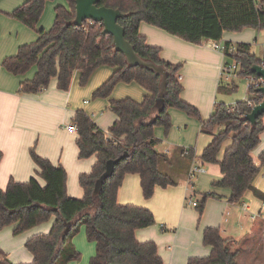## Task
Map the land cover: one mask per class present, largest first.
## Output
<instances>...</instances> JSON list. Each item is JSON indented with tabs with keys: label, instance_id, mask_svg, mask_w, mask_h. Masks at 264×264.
<instances>
[{
	"label": "trees",
	"instance_id": "trees-1",
	"mask_svg": "<svg viewBox=\"0 0 264 264\" xmlns=\"http://www.w3.org/2000/svg\"><path fill=\"white\" fill-rule=\"evenodd\" d=\"M50 0H26L8 16L33 29L38 40L19 48L17 54L3 60L5 70L15 76H23L33 68L37 72L32 80L23 81L20 94L36 95L47 89L54 79L62 91H69L76 72L81 74L80 85L86 86L92 74L100 67L114 68L113 76L94 93L95 98H108L119 83L136 82L149 92L143 102L131 99L113 101L112 111L118 119L106 134L86 114L77 111L72 124L77 126L79 158L96 157L91 173L79 178L84 191L82 199L72 198L67 191V172L63 167L31 151L38 167V175L45 182L42 186L36 178L26 183L11 180L7 189H0V228L17 224L19 235L41 224H54L48 235H39L26 243L34 256L31 264H68L80 261L81 254L73 244V238L81 227L86 228L87 240L96 245V255L90 264H163L155 243H140L136 232L155 224L151 211L120 205L118 193L127 175H139L145 199H151L157 187L176 185L175 181L160 170L167 157L157 150L159 140L156 127L166 132L172 127L170 109H177L199 120L202 132L213 137L202 154L206 164L218 165L222 180L214 187L232 191L230 201L240 203L253 182L264 168V152L260 165L252 159V152L259 146L264 133V115L255 127L245 120L263 97L256 88L248 90L247 100L236 104V111L224 103L216 104L208 121H203L199 111L185 102L181 94L180 64L162 60L161 49L150 46L140 34L146 23L187 43L201 45L206 41L221 42L226 33H240L246 29L264 30V0H101L98 7L120 10L124 17L119 24L125 29V38L143 60L163 67L168 76L167 91L160 99L161 76L141 67H131L125 56L115 51L113 37L104 35V24L85 21L81 27L76 18V0H67L68 8L57 7L55 22L49 30H38L46 3ZM236 51L228 58L241 63V77H253L251 68L263 65L264 59L253 54L252 46L236 45ZM236 91V87L221 88ZM232 141L222 161L218 155L223 144ZM2 154H0V162ZM110 160H120L112 177L106 180L98 192L95 186ZM258 194V192H257ZM264 199L263 195L258 194ZM214 194L204 197L205 201ZM204 244L212 248L205 258H192L188 264H239L238 251L233 239L224 238L217 228L204 232ZM0 264H13L0 250Z\"/></svg>",
	"mask_w": 264,
	"mask_h": 264
},
{
	"label": "crops",
	"instance_id": "crops-1",
	"mask_svg": "<svg viewBox=\"0 0 264 264\" xmlns=\"http://www.w3.org/2000/svg\"><path fill=\"white\" fill-rule=\"evenodd\" d=\"M63 1L54 4V12L57 7L68 8V2ZM25 2L0 0V189L6 190L11 180L26 183L32 178L45 185L31 155L34 150L38 156L66 170L68 195L82 199L84 191L79 178L82 174L92 172L97 159L79 158L77 134L69 133L65 126L72 124L77 111H85L100 129L109 134L118 119L111 109V103L126 99L141 103L149 92L136 82L119 83L108 98H95L94 93L115 72L114 68L100 67L86 86L80 85L81 74L76 72L67 92L60 90L54 79L39 94H20L21 83L32 80L37 69L33 68L23 76H15L3 68L2 62L15 56L20 47L38 40L37 33L6 16ZM49 2L46 3L45 11ZM55 17L56 14L54 22ZM42 18L38 30L49 31L54 22H42ZM139 32L150 46L161 49L162 60L182 66L179 77L183 86L181 97L199 111L203 121L210 119L216 104L224 103L221 88L234 86L238 89L236 80L241 76L231 81L221 80V66L229 60L210 46L214 41H206L201 45L190 44L146 23L140 25ZM258 32L246 29L240 33H226L220 43L250 44L253 54L264 59V55L259 57L253 51L254 44L257 45L261 39ZM222 92L230 93L228 89ZM247 98L248 93L244 100ZM169 114L172 121L169 132L163 127H156L154 134L159 140L157 150L167 157V162L161 164L160 170L170 176L176 185L157 187L154 196L147 200L143 196L140 176L130 174L119 189L120 205L145 208L155 217L153 226L136 232L137 240L140 243H155L163 264H188L192 258H205L211 254L212 248L204 244L203 238L209 228L219 229L224 238L233 239L237 244L255 232L264 235V199L258 195L264 196V168H261L253 182L255 190L248 191L240 203L231 202L230 189L213 186L214 182L223 178L220 167L206 164L201 159L213 137L203 133L201 122L186 113L170 109ZM231 145V140L223 144L218 155L219 161H222ZM263 152L264 133L259 146L251 154L257 166L260 165L259 158ZM193 164L203 171L190 181L189 170ZM208 194H214L215 197H209L201 210L204 197ZM54 220L19 235L15 234L17 224L0 228V250L13 264L33 263L34 256L27 250L26 243L39 235H48ZM73 244L81 254V260L68 264H90L96 255V245L87 240L85 227H81L79 234L73 238ZM236 250L239 264H264L255 248L249 251Z\"/></svg>",
	"mask_w": 264,
	"mask_h": 264
},
{
	"label": "water",
	"instance_id": "water-1",
	"mask_svg": "<svg viewBox=\"0 0 264 264\" xmlns=\"http://www.w3.org/2000/svg\"><path fill=\"white\" fill-rule=\"evenodd\" d=\"M100 2L101 0H76V18L73 24L76 27H81L85 21L103 23L105 28L103 34L113 37L115 51L125 56L129 66L148 69L161 76L160 99L162 100L167 91L168 84L166 70L153 62L143 60L136 54L133 46L125 38V29L119 24V20L124 17V14L120 10H114L104 6L98 7ZM250 71L255 76L264 79L263 65H254ZM257 90L263 94V100L259 105L253 108L250 114L245 116V120L249 122L252 127H255L258 118L264 115V87L258 88ZM119 161L120 160H110L107 162L105 172L96 183V193L101 188L102 184L113 176Z\"/></svg>",
	"mask_w": 264,
	"mask_h": 264
},
{
	"label": "rangeland",
	"instance_id": "rangeland-1",
	"mask_svg": "<svg viewBox=\"0 0 264 264\" xmlns=\"http://www.w3.org/2000/svg\"><path fill=\"white\" fill-rule=\"evenodd\" d=\"M51 1H53V0H50V2L48 3L49 5H47L46 11H44L45 14L42 18V22H54L55 12H54V9H52V7H54V4H58L63 0H56L53 2H51ZM65 1L67 2V0H65ZM6 16L9 17L8 15H6ZM30 30L37 33L33 29H30ZM258 33L261 34L260 35L261 39L258 41L257 45L254 44L253 51H254V53H256L260 57V56L264 55V30H260ZM258 39H259V37H258ZM228 60H229L228 61L229 63H233V60L231 58H229ZM236 85H237L238 89L235 92H231V93L221 92V95H222L221 97L224 99V103H226V105H228V106H234L238 103V101H244V98L246 97V95L248 93V87L250 85V82H249L248 78L240 77L236 80ZM236 99H238V100L236 101ZM231 101H235V102H233V104H232ZM234 248L240 249L241 251L242 250L249 251V250H251V249L253 250L255 248L257 253L259 254V256H262V260H264V235L260 234L259 232L258 233L255 232V234L248 236L243 241L236 244Z\"/></svg>",
	"mask_w": 264,
	"mask_h": 264
},
{
	"label": "built area",
	"instance_id": "built-area-1",
	"mask_svg": "<svg viewBox=\"0 0 264 264\" xmlns=\"http://www.w3.org/2000/svg\"><path fill=\"white\" fill-rule=\"evenodd\" d=\"M210 46L219 51L221 54H223V57L225 59L228 58V54H232L236 51L235 46H229L227 47L225 44H222L220 42H212ZM264 67V64H263ZM244 71L242 65L240 62L233 60V63H229L228 61L224 63L221 66L220 70V76L221 80L223 81H231L232 79H235L240 76V74ZM249 79L250 85L248 87V90L250 88H261L264 87V79L259 78L257 76L253 77H247ZM259 91V90H258ZM260 95L263 97V94L260 92ZM236 105L230 107V111L234 112L236 111ZM65 129L72 134H77V126L75 124H68L65 126ZM203 170L201 167L193 164L189 170V180H193L199 173H201Z\"/></svg>",
	"mask_w": 264,
	"mask_h": 264
}]
</instances>
